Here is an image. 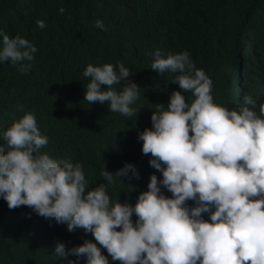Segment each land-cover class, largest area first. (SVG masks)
<instances>
[{
	"label": "clouds",
	"instance_id": "1",
	"mask_svg": "<svg viewBox=\"0 0 264 264\" xmlns=\"http://www.w3.org/2000/svg\"><path fill=\"white\" fill-rule=\"evenodd\" d=\"M36 24L44 27L42 20ZM95 26L104 28L99 19ZM36 51L26 38L0 30V63L18 64L26 74ZM152 55L150 68L175 73L172 82L182 92L173 91L166 107L154 105L151 128L138 133L142 153L151 154L149 165L162 178L152 174L135 204L112 201L108 191L114 178L121 183L125 176L139 179L134 165L126 163L115 174L102 168L105 183L88 189L81 163L40 151L48 137L32 112L0 132V198L9 209L29 206L66 224L69 232H90L121 264H264V102L257 113L255 100L244 95L229 110L213 102L212 80L195 67L187 50L156 49ZM82 75L90 78L84 100L107 102L110 112L126 117L137 113L132 105L140 88L132 81L120 85L131 75L122 62L88 64ZM188 92L190 103L182 94ZM188 200L195 206L189 207ZM52 255L67 264L82 258L84 264H109L101 247L88 239L70 248L57 242Z\"/></svg>",
	"mask_w": 264,
	"mask_h": 264
},
{
	"label": "trees",
	"instance_id": "2",
	"mask_svg": "<svg viewBox=\"0 0 264 264\" xmlns=\"http://www.w3.org/2000/svg\"><path fill=\"white\" fill-rule=\"evenodd\" d=\"M97 19L103 30L95 26ZM0 30L26 38L37 49L26 74L18 64L0 63V132L32 112L48 137L40 151L81 163L88 189L105 183L102 168L115 174L126 163L134 165L139 179L125 176L121 183L114 178L108 188L112 201L135 204L152 174L162 178L149 165L151 154L142 153L137 136L151 128L154 105L166 107L171 93L182 90L172 82L175 73L150 68L154 50H187L195 67L211 78L214 103L232 110L250 95L258 113L264 102V0H0ZM117 62L131 71L120 85L132 81L140 88L132 116L110 112L107 102L84 100L90 78L82 75L83 69ZM113 87L119 91V85ZM182 94L192 101L191 92ZM161 191L171 196L165 188ZM186 204L195 206L191 200ZM202 216L208 219L206 213ZM85 239L101 247L109 264H121L90 232H69L66 224L29 206L9 209L0 198V264H67L52 255L55 244L70 248Z\"/></svg>",
	"mask_w": 264,
	"mask_h": 264
}]
</instances>
